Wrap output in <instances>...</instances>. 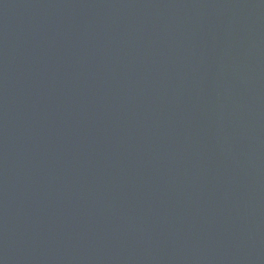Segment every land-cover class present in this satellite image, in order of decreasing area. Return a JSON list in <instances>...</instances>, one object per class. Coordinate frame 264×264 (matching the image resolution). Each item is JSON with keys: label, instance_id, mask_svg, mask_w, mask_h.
I'll list each match as a JSON object with an SVG mask.
<instances>
[{"label": "water", "instance_id": "95a60500", "mask_svg": "<svg viewBox=\"0 0 264 264\" xmlns=\"http://www.w3.org/2000/svg\"><path fill=\"white\" fill-rule=\"evenodd\" d=\"M0 264H264V0H0Z\"/></svg>", "mask_w": 264, "mask_h": 264}]
</instances>
